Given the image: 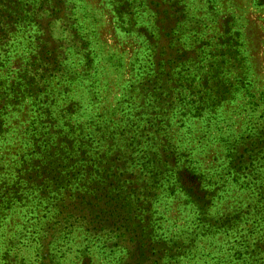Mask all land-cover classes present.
<instances>
[{
  "label": "rangeland",
  "instance_id": "rangeland-1",
  "mask_svg": "<svg viewBox=\"0 0 264 264\" xmlns=\"http://www.w3.org/2000/svg\"><path fill=\"white\" fill-rule=\"evenodd\" d=\"M62 138L121 153L114 187H137L138 221L79 213L82 174L22 189L33 146ZM157 153L180 191L151 179ZM12 188L0 264H264V0H0V197Z\"/></svg>",
  "mask_w": 264,
  "mask_h": 264
},
{
  "label": "trees",
  "instance_id": "trees-1",
  "mask_svg": "<svg viewBox=\"0 0 264 264\" xmlns=\"http://www.w3.org/2000/svg\"><path fill=\"white\" fill-rule=\"evenodd\" d=\"M72 141L73 140H67L65 138L59 139L50 149L44 151L40 149L39 145H34L30 160L25 162L23 171L19 172L18 179L25 181L22 189L31 188L30 185L36 183L31 188L32 192L36 197L42 198L49 195L52 188L64 189L65 183L62 181L64 180V177H71L73 179L78 177L79 174H82V177L78 179L74 190L79 196L81 195L83 198L88 197L91 200L79 203V208L77 210L79 213H83V209L85 213L86 211L90 212L92 210V212L94 211L95 213V216L93 217V220L95 221L97 219H102L101 215L99 216V213L102 212L105 213L102 215H109V220L113 217L115 210H119L122 211V221H138V209L133 205V199L136 198L138 194L137 187L134 185H126L124 189L119 186L114 187V175L116 173H112V170L115 163L118 166H123L124 161L121 153L117 150L107 151L105 154L93 153L94 157H92L91 155H87L85 149L78 148L77 151H75L71 146ZM63 143L66 144L65 147L62 145ZM109 147L110 146H107L106 149L109 150ZM73 150L74 152H77V155H73ZM169 154L170 155L162 157L160 153H157L156 156L159 160L157 162L154 161L155 163H153L154 165L152 168L154 171L150 172V177L153 181L157 182V186L159 185L158 182L164 181L167 182L169 188H176L177 191H180L183 187L178 185V181L182 179L180 175L184 170L183 168L178 167L177 163L173 162L177 161V158H173L172 154ZM168 162H170V164H168ZM244 162V160L238 161L236 159V153H231L229 155V165H231V169L234 173L241 169ZM251 163L252 162H249L248 164L251 165ZM76 165H79L80 168H76ZM99 166L103 168L99 169ZM197 178L200 179L198 176ZM100 180L102 185L101 188L96 184V181ZM103 182L104 184H102ZM199 185L197 196H195L194 193H189L187 194L188 196H185L188 199V203H191L192 206L195 207L198 214H201L203 219L205 211L201 206L205 207V205H202L201 200L199 199L201 198L204 201H207L212 191L209 188L207 191L205 190V185L201 179L199 180ZM12 192V195L4 197L6 199H4L3 196L0 197V215L5 208L4 203L12 199L9 197L17 198V201L19 202L24 199L19 195L18 189L12 188ZM119 192H124L125 194L123 196H118ZM120 197L126 199L125 204L117 200ZM99 202L102 203L100 209L96 208L99 207ZM134 204L137 203L135 202ZM125 207L132 209L131 211L126 212Z\"/></svg>",
  "mask_w": 264,
  "mask_h": 264
}]
</instances>
